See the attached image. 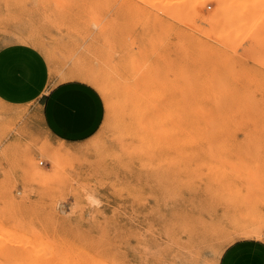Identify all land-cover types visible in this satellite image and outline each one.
Wrapping results in <instances>:
<instances>
[{"label":"rangeland","instance_id":"374dc122","mask_svg":"<svg viewBox=\"0 0 264 264\" xmlns=\"http://www.w3.org/2000/svg\"><path fill=\"white\" fill-rule=\"evenodd\" d=\"M251 9L264 16V0H0L3 66L42 91L85 74L103 103L78 143L0 114V264H264V25H245Z\"/></svg>","mask_w":264,"mask_h":264},{"label":"crops","instance_id":"0c3cea01","mask_svg":"<svg viewBox=\"0 0 264 264\" xmlns=\"http://www.w3.org/2000/svg\"><path fill=\"white\" fill-rule=\"evenodd\" d=\"M11 52L0 50V114L10 110L22 111L21 128L26 136L34 137L36 130L45 131L57 141L78 143L90 138L99 128L103 103L99 91L80 78L58 81L42 91L41 83L29 77L23 68H15L4 60ZM227 253L222 264H252L254 256L235 259Z\"/></svg>","mask_w":264,"mask_h":264},{"label":"bare ground","instance_id":"6f19581e","mask_svg":"<svg viewBox=\"0 0 264 264\" xmlns=\"http://www.w3.org/2000/svg\"><path fill=\"white\" fill-rule=\"evenodd\" d=\"M244 9H247V7L246 8H244ZM222 16H221V18H223V22H224V24H229L230 22H232V20L230 19L229 20V18L230 17H232L233 15H236V14H233L234 13V10L233 11H229V10H227V9H224V10H222ZM249 14V18L247 19V21H246V23H245V25H247V27H253L254 25H257L258 23L259 24H261V25H264V16H256L255 15V10L254 9H251V10H249V12H248ZM233 25V24H232ZM232 25H230L231 27H232ZM236 25V24H235ZM223 26V25H222ZM225 26V25H224ZM229 27V26H228ZM236 26H234V28H235ZM233 28V27H232ZM228 30H230L229 28H228ZM261 31L263 30V29H260ZM260 32V31H259ZM258 32V33H259ZM78 78H80V79H82V80H85V74H77L76 75ZM92 79H94V77L92 78ZM101 89H102V87H101ZM156 114V113H155ZM163 143V142H162ZM164 144V143H163ZM54 148H56V147H58V148H64V147H61V146H56V145H52ZM210 235V234H209ZM210 237L211 236H209V239H210ZM211 241V240H210ZM212 248V247H211ZM83 251V250H82ZM79 254V253H78ZM202 260V259H201Z\"/></svg>","mask_w":264,"mask_h":264},{"label":"clouds","instance_id":"9594fccd","mask_svg":"<svg viewBox=\"0 0 264 264\" xmlns=\"http://www.w3.org/2000/svg\"><path fill=\"white\" fill-rule=\"evenodd\" d=\"M89 203L91 206L96 207V208L102 207V202L96 197H89Z\"/></svg>","mask_w":264,"mask_h":264}]
</instances>
